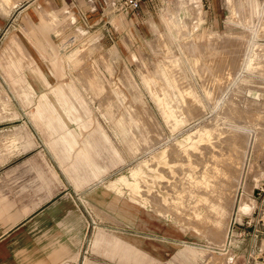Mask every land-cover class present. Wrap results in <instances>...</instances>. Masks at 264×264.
I'll return each instance as SVG.
<instances>
[{"label": "rangeland", "instance_id": "rangeland-1", "mask_svg": "<svg viewBox=\"0 0 264 264\" xmlns=\"http://www.w3.org/2000/svg\"><path fill=\"white\" fill-rule=\"evenodd\" d=\"M170 1L166 0L154 8L144 5L132 11H111L92 22L84 21L85 18L81 21L74 13L75 8L61 7L52 13L56 23H61L51 25V29L46 31H41L40 21H34L33 16L40 17V8L33 5L27 8L24 14L30 17L22 18L24 22H18L21 19L16 18L15 11L9 22L0 23V100L5 109L0 111V137L13 130L16 141L10 146H68L61 135L66 129L79 131V142L74 146H80L83 141L96 146L97 154L106 161V170L114 166L108 173L106 185L137 206L145 205L130 197L129 186L120 183L123 190L118 191L109 183L120 176L134 181L131 171L138 166L144 174L142 178L146 187L153 189L154 194H161L164 202L168 201L171 192H175L180 195L177 205L182 207L186 202L190 206L193 203L191 194L203 193L200 190L204 186V176L210 173L217 180L223 179V173L231 162L220 155L221 150L216 147H254L250 162H246L244 177L245 183L252 187L249 196L255 204V186L264 176V66L255 63L257 57L248 69L247 57L253 46L252 41H245L244 37L251 31L241 23L240 18L237 21L228 18L226 0H218L219 6L215 4L212 13L207 0H201L202 12L197 15L183 9V15L192 18L191 26L182 28L173 25L171 48H164L155 40V35L157 29L170 33L162 17L164 6ZM63 9L74 16L69 23L64 20ZM257 25L258 22H252L249 26L254 31ZM189 28L191 33L186 32ZM209 32L230 36L218 41L222 43L220 46H211L212 39L207 36ZM191 37L199 45L197 64L186 47ZM244 42V52L232 54L239 47L243 48ZM257 42L263 44L261 61L264 64V42ZM170 61H176L187 77H181L177 66L168 64ZM34 75L38 78L45 75L56 81L55 84L61 85L75 105L76 109L65 112L51 87L44 90L47 95L55 96L56 100L51 103L66 123V128H62L50 115L48 108L46 116L49 114L47 117H51L55 128L46 124L44 115L37 113V102L32 101L36 93L31 86H27L28 78L37 79ZM97 80L101 86L97 85ZM206 84H214L220 103L210 102L209 99L214 97L208 96L210 88H206ZM184 85L186 98L180 93V87ZM152 87L162 96H154ZM192 90L197 97L191 94ZM225 100L229 105L221 114L226 118L216 122L214 118L220 113L218 108ZM177 109L179 115L186 116L185 120L173 118ZM121 114L122 130L118 124ZM208 123L211 131L205 140L183 146L202 147L203 153L191 149L189 154H185L180 149L182 145L177 142ZM165 147L169 155L168 163L161 158ZM224 151L229 154L231 149ZM150 158L151 167L145 161ZM219 169L223 170L222 174L217 172ZM253 169L259 172L255 173ZM160 171L165 173L162 172V175ZM161 176L167 177L169 182H160L163 180ZM184 185H188L189 191L184 190ZM220 186L213 187L216 192L209 196H216ZM238 191L245 192L242 185L238 186ZM214 198L218 199L217 196ZM78 203L87 215L89 228H92L95 221L89 207L81 198H78ZM230 206L225 228L219 231L212 220L205 219V223L201 221L202 233L146 206L154 213L162 214L174 226L184 229V249L174 254L167 264H210L211 253L226 256V264H245V228L240 222L244 213L252 208L239 211L237 204ZM209 208L201 206L202 213L210 212V218L216 220V215ZM213 234L217 236L218 243ZM191 248L199 252L192 254L189 251Z\"/></svg>", "mask_w": 264, "mask_h": 264}, {"label": "crops", "instance_id": "crops-1", "mask_svg": "<svg viewBox=\"0 0 264 264\" xmlns=\"http://www.w3.org/2000/svg\"><path fill=\"white\" fill-rule=\"evenodd\" d=\"M215 4L219 6V1L207 0L211 13ZM226 4L229 10L228 18L236 21L240 18L241 23L251 31L250 35H245V41H252L254 59L258 57L255 63L264 66L261 61L263 44L257 42V40L264 42V0L245 2L226 0ZM31 5L41 9L38 10L41 18L33 16L35 22H41L39 25L41 31L50 30L51 25L61 23H56L57 19L52 14L61 7H70L72 10L75 8L74 13L79 19L82 21L85 18L84 21L88 22L103 17L105 13L116 11L109 3L104 4L103 0H0V23L9 22L15 11L16 18L21 19L16 21L24 22L22 18L30 17L24 12ZM144 5L155 7L149 3L142 6ZM183 9L197 15L201 11V0H171L164 6L162 17L170 33L168 35L166 31L157 29L155 35V40L164 48H171L173 25L182 28L191 26L192 18L183 15ZM62 11L64 20L68 23L72 21L74 16L67 9ZM252 22H258L254 31L249 26ZM190 30L189 28L186 32ZM207 36L212 39L211 46H220L222 43L218 41H223L230 35L209 32ZM186 45L197 64L196 56H200L198 43L191 37ZM244 50L245 42L243 48L239 47L232 54L243 53ZM168 64L177 66L176 61H170ZM176 69L181 77H187L179 66ZM36 78L30 80L28 78L27 86H31L32 91L36 93L32 101L37 102V113L40 116L44 115L46 124L54 127L51 117H47L49 114L46 116L48 108L50 115L54 116L62 128H66V123L61 119L55 105L51 103L56 100L55 96L47 95L44 90L51 87L65 112L76 109L75 105L61 85L55 84L56 81L45 75L44 78ZM209 80L211 82V76ZM97 85L102 84L97 80ZM185 86L180 87V93L184 98ZM206 88H210L208 96L216 100L209 99L210 102L220 103L214 84H206ZM151 89L153 95L162 96L157 89L153 87ZM40 92L44 93L40 95ZM0 111H5L2 100ZM173 118L185 120L186 116L179 115L177 109ZM122 119L121 114L118 122L120 130ZM79 125L85 126L84 123ZM79 133L74 129L65 130L61 139L68 146H10L16 141L13 130L5 132L4 137H0V264H167L174 254H179L184 249V229L178 225L174 226L162 214L154 213L146 206L172 216L184 227L202 233L200 218L202 211L199 212L201 194L193 193L190 197L193 203L199 201V222L195 221L196 218L193 221L187 220V215L195 214L196 204L190 203L191 208L187 212L184 207L177 205L180 195L175 192H171L168 201L164 202L161 194H154L153 189L146 187L142 178L144 174L141 167L137 166L131 171V175L135 176L134 181L126 176H120L109 183L118 191L123 190L120 183L129 186L130 197L145 205L137 206L106 185L108 173L114 166L106 170V161L97 154L96 146H90L89 141L74 146L79 142L77 137ZM164 150H167L166 147ZM161 178L162 183L169 182L164 176ZM78 198L89 207L95 221L92 228H89L87 215L79 206ZM194 216L196 217V214ZM214 238L218 243L217 236ZM252 242L251 237H244V263L249 259L248 250ZM254 249L257 254L249 262L264 264L258 254L260 250L264 253L263 234L257 236ZM189 251L192 254L199 252L193 248ZM203 254H206V249ZM210 257V264L227 262L226 256L211 253Z\"/></svg>", "mask_w": 264, "mask_h": 264}, {"label": "bare ground", "instance_id": "bare-ground-1", "mask_svg": "<svg viewBox=\"0 0 264 264\" xmlns=\"http://www.w3.org/2000/svg\"><path fill=\"white\" fill-rule=\"evenodd\" d=\"M15 1V0H14ZM192 2V1H191ZM240 58V57H239ZM248 58V69H251V64L252 62L254 61V56H253V51H250V54L249 56L247 57ZM241 63V62H240ZM246 64V63H245ZM233 73V72H232ZM250 85V84H249ZM236 88V87H235ZM232 91V90H231ZM230 91V94L232 93ZM235 91H237V89H235ZM234 92V91H233ZM192 95H195L196 96V93L194 92V90H192L191 92ZM214 95V94H213ZM231 96V95H230ZM197 97V96H196ZM216 98V97H215ZM228 98H229V95H228ZM227 98V99H228ZM215 100V99H214ZM216 101V100H215ZM219 101V100H217ZM226 101V100H225ZM229 102H224V104H222L223 106H221L220 108H218V110H220V113L216 115V117L214 118V121L216 122H222L223 119H225V115L221 114L222 111H225L226 108H228V104ZM219 112V111H218ZM127 124V123H126ZM222 124V123H221ZM220 124V125H221ZM130 127V126H129ZM211 126L210 124H203L201 125L200 127L196 128L195 130L189 132L187 134V136L184 138V140H179L177 142V144H180L182 145V147H180V149L184 150L185 154H189L190 150H196L198 152H200L201 154L203 153V149L202 147H183L185 144H188V143H192L193 141L195 142L196 140L198 141H203L206 139L207 135L210 133L211 131ZM245 128V127H244ZM222 133H224L222 131ZM237 135H239V133L236 132ZM235 135V134H234ZM237 135H235V137H237ZM241 136V135H240ZM137 137V136H136ZM239 138V136H238ZM235 139V138H234ZM237 139V138H236ZM251 139V138H250ZM239 140V139H237ZM237 140H234V141H237ZM251 144V143H250ZM251 146V145H250ZM218 150H221V154L220 155H224L225 159H230V163L228 164V168L226 167L224 173H223V179H220V180H217L216 179V176L215 175H211L210 173H208V171H205L204 173H208L207 177L204 176V181H203V187L202 189L200 190L202 195H201V206H206V207H210L209 209L213 212V215L215 214L216 215V220L213 218H210V215L211 213L209 212H205V215L204 213H202V216L200 217L201 218V221H203V223H205V219L206 221H208L207 219H209L210 221L212 220L214 222V224H216V227L219 229H223L225 228V224H226V214H227V211H229L228 209L231 208L230 204L232 206L236 205L237 204V207H238V210L240 211L241 209H248L249 207L252 208V198L249 196V192H250V187L247 185V183H245V177H244V171H245V166H246V162H250L251 160V150L254 148V147H216ZM229 150L231 149L230 153L227 154L224 150ZM219 155V151L217 153ZM168 152L167 150H164L161 154V158L163 161H169L167 160L168 158ZM239 156V157H238ZM151 158L148 159V160H145L146 163L148 165H150V162H151ZM219 160H220V157H219ZM220 164H223L221 161H218ZM168 163V162H167ZM171 163V162H170ZM154 164V163H153ZM174 164V163H173ZM251 164V163H250ZM152 165V164H151ZM150 165V166H151ZM154 166V165H153ZM156 166V164H155ZM159 165H157L158 167ZM222 166V165H221ZM156 167V168H157ZM161 167V166H159ZM172 167V166H171ZM251 167V165H250ZM156 168H154L156 170ZM253 168V167H252ZM152 169V170H154ZM160 169V168H159ZM140 170V169H139ZM158 170V169H157ZM172 170V169H171ZM255 170L256 172L255 173H258L256 169H253ZM173 171V170H172ZM248 171V170H247ZM161 172V171H160ZM164 172V171H162ZM161 172V173H162ZM174 172V171H173ZM218 173L220 172L222 174L223 170L222 169H219L217 171ZM250 172V171H249ZM137 173V172H136ZM165 173V172H164ZM246 173V172H245ZM141 175V173H139ZM252 174V173H251ZM250 174V175H251ZM254 174V173H253ZM136 175V174H135ZM163 175V173H162ZM187 175V173H186ZM190 175V174H188ZM205 175V174H204ZM255 175V174H254ZM252 175V176H254ZM138 176V175H137ZM167 176V175H166ZM191 176H192V173H191ZM247 176V174H246ZM257 176V174H256ZM260 176V174H259ZM135 177V176H134ZM167 178V177H166ZM258 178V176H257ZM252 179V178H251ZM255 179V178H254ZM141 180V179H140ZM139 181V180H138ZM190 181V180H188ZM161 182V181H160ZM138 183V182H137ZM143 183V182H142ZM222 183V186H220V184ZM141 184V183H140ZM249 184V183H248ZM239 185H242L243 186V189L245 192H241L239 193L238 191V186ZM139 186V185H137ZM185 188L184 190L185 191H189V189L187 188L188 185H184ZM217 186H220V189L217 190L219 191L218 193H216V196L218 197V199H215L214 197L216 196H209L210 193H215L216 191L214 190L213 187H217ZM140 188V187H139ZM146 188V187H145ZM234 188L236 190H234ZM141 189V188H140ZM215 191V192H214ZM234 191V192H233ZM143 192V191H142ZM140 193V192H138ZM220 193V194H219ZM233 193V195H232ZM142 199V198H141ZM231 199H233L232 203H231ZM163 203V202H162ZM198 203L199 201L197 200L195 203H193L194 205L196 204V212H194V209H193V212L196 214V217L193 215V216H189L187 215V219L189 220H194L196 222H199L198 221ZM161 204V203H159ZM189 206V203H186V202H183L182 204V207L184 208H187ZM200 206V207H201ZM190 207V206H189ZM199 207V208H200ZM191 208V207H190ZM188 209V208H187ZM186 210V209H185ZM201 210H199L200 212ZM185 212V211H184ZM183 213V211H182ZM184 216V213L182 214ZM186 216V215H185ZM184 216V217H185ZM199 218V219H200ZM207 222V223H210ZM193 223V222H192ZM188 224V223H187ZM191 225V224H190ZM206 226V224H205ZM208 226V225H207ZM210 227V226H209ZM202 228V227H201ZM206 229H209L208 227H206ZM204 231V229H203ZM206 231V230H205ZM212 234V233H211ZM227 234V233H226ZM214 235V234H213ZM215 236V235H214ZM226 239V238H225Z\"/></svg>", "mask_w": 264, "mask_h": 264}, {"label": "built area", "instance_id": "built-area-1", "mask_svg": "<svg viewBox=\"0 0 264 264\" xmlns=\"http://www.w3.org/2000/svg\"><path fill=\"white\" fill-rule=\"evenodd\" d=\"M166 0H103L104 4H110L112 9L116 11H132L139 9L143 4H151L155 7L162 5ZM255 204L252 209L244 213L241 218L242 224H244V233L246 236L252 238L253 242L248 250L249 259L245 264H250L249 260L254 259V255L257 254L254 249L256 238L259 234L264 235V176L259 180L255 186ZM244 235V237H245ZM259 258L264 262V253L262 250L259 251Z\"/></svg>", "mask_w": 264, "mask_h": 264}]
</instances>
